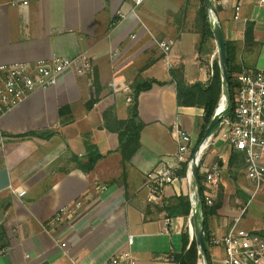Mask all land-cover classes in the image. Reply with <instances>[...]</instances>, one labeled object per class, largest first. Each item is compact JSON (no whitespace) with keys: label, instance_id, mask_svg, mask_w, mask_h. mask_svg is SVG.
<instances>
[{"label":"crops","instance_id":"obj_1","mask_svg":"<svg viewBox=\"0 0 264 264\" xmlns=\"http://www.w3.org/2000/svg\"><path fill=\"white\" fill-rule=\"evenodd\" d=\"M219 1L213 23L232 44L236 82L243 72L264 70V4ZM200 6V0H145L139 6L132 0H0V67L81 54L94 65L93 75L64 72L55 87L0 119V226L8 244L0 264H105L123 253L135 264H177L184 236L189 245L197 239L199 203L192 218L169 216L165 208L185 196L184 182L165 190L163 204L148 201L147 182L158 166L176 164V131L189 133L198 147L204 110L178 107L170 82L182 71L187 85L207 84L214 62L220 64L214 34L199 47ZM249 25L252 43L246 40ZM162 42L171 44L168 54ZM95 78L100 93L88 109L97 97ZM149 81L156 83L138 98L140 148L123 174L119 137L103 128V115L114 108L119 120H127L132 87ZM63 108L69 110L61 116ZM30 133L38 136L24 137ZM90 146L100 158L83 172L77 164H89ZM229 158L223 144L205 157L222 171V202L208 221L210 238L234 226L264 236V182L255 192L245 167L232 177ZM78 202L77 216L55 220L60 209ZM208 252L211 264H225L222 247L210 244Z\"/></svg>","mask_w":264,"mask_h":264},{"label":"built area","instance_id":"obj_2","mask_svg":"<svg viewBox=\"0 0 264 264\" xmlns=\"http://www.w3.org/2000/svg\"><path fill=\"white\" fill-rule=\"evenodd\" d=\"M135 6L145 0H132ZM264 4V0H259ZM219 0H212L209 10L211 23L214 20V10L221 6ZM239 11V4L236 6ZM124 16L121 15V18ZM165 54L171 51V44H159ZM66 71H74L78 75H93L92 59L86 54L75 58L55 57L34 64H15L0 67V119L7 113L25 104L35 93L55 87L59 77ZM236 90L232 111L229 113V103L223 111V119L212 134L201 144L199 152L192 147L191 135L183 130L176 131L178 151L176 164H162L148 176L147 187L149 202H164L165 190L177 181H183L191 204L190 217L197 212L198 191L194 171L203 176L202 197L208 205H212L217 197L222 182V171L219 163L208 165L205 157L212 147L223 144L229 149L241 152L245 156V174L253 184L255 192L259 191L264 182V70L243 72L237 76ZM128 90V89H126ZM132 103V97L128 98ZM222 159V157H219ZM186 165L184 177H179L182 166ZM81 203L72 207L60 209L55 220L78 215ZM170 223V219H167ZM191 230V226H190ZM132 243V238L129 239ZM214 247H222L225 253V264H264V236L255 232L232 227L225 235L213 238L210 243ZM199 255L203 256L199 249ZM205 263V260H200ZM105 264H135L129 253L115 256Z\"/></svg>","mask_w":264,"mask_h":264},{"label":"trees","instance_id":"obj_3","mask_svg":"<svg viewBox=\"0 0 264 264\" xmlns=\"http://www.w3.org/2000/svg\"><path fill=\"white\" fill-rule=\"evenodd\" d=\"M200 9L198 11L197 16V28L200 34V42L199 47H202L205 42L213 36V26L209 19V9L205 5L204 0H200ZM219 6L215 8V11L219 10ZM246 40L248 43H252L254 41L253 36V25H249L246 30ZM226 53L229 60V74L231 78V82L227 85L223 81L222 68L218 61H215L212 66V74L209 82L207 84L196 83L194 85H187L182 71H178L176 74H173V79L170 84H175L176 86V97H177V106L178 107H198L204 110V116L202 119V123L199 126V137L197 146H199L204 138L207 128L209 127L216 109L219 106L220 99L223 94L228 97L229 103V113L232 111V106L234 103V96L236 90V82L234 79L235 67H234V59L232 56V44L230 42H226ZM155 81L149 82H138L135 83L132 87V103L129 108V117L127 120H119L115 109H108L103 115V128L111 130L116 133L119 137L120 142V152L122 155V163L121 167L123 170V174H126V169L131 161L133 155L140 148V135L143 129V124L139 119L138 112V98L142 92H146L150 90L155 84ZM159 85L169 84L167 83H158ZM94 85L96 87V98L92 99L90 103H88V109H90L93 104H95L98 100V94L100 93V88L97 82V79L94 80ZM69 108H63L60 111V115H64ZM29 136H38L36 133H30L24 137ZM93 147H88V151L90 152V162L89 164H77V169L83 172H89L92 170L99 160L100 156L96 155L93 152ZM230 150V158H229V166L234 168V170H241L245 167V156L241 152H237L233 149ZM186 165L182 166L181 171L179 172V177H183L185 175ZM201 181H203V176H200ZM202 188V193H203ZM203 196V195H202ZM175 205H171V202L167 203V208L169 212V216H177L183 215L188 216L191 213V204L189 202L188 197L180 196L174 199ZM201 209V215L206 224V241L207 247H209L211 243L208 221L211 217L217 215V211L219 210L221 203L215 205H208L206 200L203 197V202L199 203ZM8 247L6 242V233L4 227L0 226V252L5 250ZM207 260L210 262V254L207 253ZM200 259L199 255V243L197 239H194L189 245L188 236H184V251L181 255L176 257L177 264H198Z\"/></svg>","mask_w":264,"mask_h":264},{"label":"water","instance_id":"obj_4","mask_svg":"<svg viewBox=\"0 0 264 264\" xmlns=\"http://www.w3.org/2000/svg\"><path fill=\"white\" fill-rule=\"evenodd\" d=\"M204 1H205V5L210 10L212 8V0H204ZM213 12H214V19H217V12L215 10ZM213 34H214L216 43L219 48L220 66L222 68L223 81L227 85H229L231 82V78L229 74V60H228L227 53H226V39H225L223 29L221 28L219 23H217V21L213 23ZM222 100H225L226 102L225 107H226L227 102H228V97L225 94L222 95L220 102H219V106L216 109L212 122L210 123L209 127L206 130V133L204 135L202 142L206 140L212 134V132L215 130V128L219 125V123L223 119L222 114L225 108H223V110L220 109ZM198 152H199V147L196 148V153ZM194 176H195V182H196L197 191H198L199 203H202L203 202L202 183H201L198 170L194 171ZM196 237L199 243V249L201 250L203 254L205 264H209V261L206 258L207 253H208V247H207V241H206V224L204 220H202L200 228L196 232Z\"/></svg>","mask_w":264,"mask_h":264},{"label":"rangeland","instance_id":"obj_5","mask_svg":"<svg viewBox=\"0 0 264 264\" xmlns=\"http://www.w3.org/2000/svg\"><path fill=\"white\" fill-rule=\"evenodd\" d=\"M237 174H239L238 173V171L237 170H234V171H232L231 172V176L233 177L234 175H237ZM184 177V176H183ZM235 177V176H234ZM237 178V177H236ZM237 180V179H236ZM222 191H221V188L219 187V190H218V193H217V197L214 199V201H213V204L212 205H215V204H219V203H221L222 202V193H221ZM200 260H204V257L203 256H200V259H199V261H198V264H199V262H200Z\"/></svg>","mask_w":264,"mask_h":264},{"label":"bare ground","instance_id":"obj_6","mask_svg":"<svg viewBox=\"0 0 264 264\" xmlns=\"http://www.w3.org/2000/svg\"><path fill=\"white\" fill-rule=\"evenodd\" d=\"M225 104H226L225 100H222V102H221V108H220L221 110H223V108H225ZM199 264H205V263L203 261H200Z\"/></svg>","mask_w":264,"mask_h":264}]
</instances>
